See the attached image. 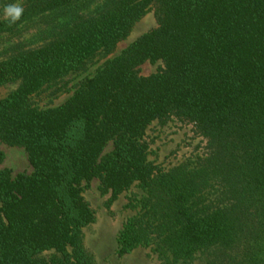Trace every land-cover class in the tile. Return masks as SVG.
<instances>
[{"label": "trees", "instance_id": "trees-1", "mask_svg": "<svg viewBox=\"0 0 264 264\" xmlns=\"http://www.w3.org/2000/svg\"><path fill=\"white\" fill-rule=\"evenodd\" d=\"M0 0V145L32 172L1 167L0 264H96L80 195L133 186L118 254L154 246L177 264H264V0ZM153 10L157 25L84 76L56 106L32 96L113 53ZM31 35V37L27 35ZM150 61L157 70L143 75ZM192 126L205 142L171 168L149 159V127ZM111 145V149L106 148Z\"/></svg>", "mask_w": 264, "mask_h": 264}, {"label": "rangeland", "instance_id": "rangeland-1", "mask_svg": "<svg viewBox=\"0 0 264 264\" xmlns=\"http://www.w3.org/2000/svg\"><path fill=\"white\" fill-rule=\"evenodd\" d=\"M22 2L23 0L15 5L20 6ZM156 25L154 11L149 10L134 25L130 34L118 43L113 53L98 55L86 72L72 73L58 84L46 87L32 96L33 101L41 107L56 106L64 102L72 94L76 83L81 78L93 76L108 58L119 54L133 40ZM31 35L29 33L27 36L31 37ZM157 67L158 63L147 61L140 66V71L147 76L154 73ZM16 86L12 83L0 86V99L7 96ZM147 139L150 142L149 159L162 168H171L205 151V142L197 136L192 126L179 121H171L164 125L153 123L147 131ZM0 148L5 153L1 167L12 169L13 174L32 172L28 153L23 147L2 142ZM110 149L111 145L106 148V151ZM78 187L83 201L91 211V218L83 229V239L85 248L93 256L96 264H172L155 251L153 245L138 247L125 255L118 254L119 234L127 218L136 213L127 204L133 193L139 196L143 194L140 187L133 186L119 194L105 193L102 192L97 178L83 180ZM205 256V253H199L192 261L177 264H202Z\"/></svg>", "mask_w": 264, "mask_h": 264}, {"label": "clouds", "instance_id": "clouds-1", "mask_svg": "<svg viewBox=\"0 0 264 264\" xmlns=\"http://www.w3.org/2000/svg\"><path fill=\"white\" fill-rule=\"evenodd\" d=\"M23 14V9L16 5H7L5 7V18L9 20L11 24L20 20Z\"/></svg>", "mask_w": 264, "mask_h": 264}]
</instances>
